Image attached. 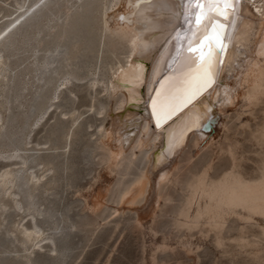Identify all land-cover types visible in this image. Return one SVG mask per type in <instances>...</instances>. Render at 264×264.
<instances>
[{
	"label": "bare ground",
	"instance_id": "bare-ground-1",
	"mask_svg": "<svg viewBox=\"0 0 264 264\" xmlns=\"http://www.w3.org/2000/svg\"><path fill=\"white\" fill-rule=\"evenodd\" d=\"M43 1L13 0L12 9L0 16V163L18 161L0 168V237L7 238L6 243L0 241V256L11 253L22 261L33 259L46 240L58 251L63 222L48 197L59 185V160L73 145L80 115L72 113L65 124L55 122L46 147L38 148L30 137L53 106L60 87L96 75L101 66L86 37L77 32L81 19L97 18L98 26L94 30L87 26L86 33L99 39L100 47L105 32L123 31L130 40L125 62L121 63L122 57L116 63L110 78L119 98L103 121V144L109 150V164L117 166L134 146L139 128L142 136L137 145L145 149L149 167L121 203H134L150 191L162 194L179 171L173 157L179 156L189 138H194L196 153L212 145L218 124L224 123L216 114L222 102L232 104L241 98L259 105L264 96V0H88L82 9L71 10L68 21L61 19V13L75 0H49L41 6ZM198 15L202 17L199 25ZM215 34L219 45L213 39L205 41L203 48L207 52L208 45L212 47L211 83L197 94L200 51L189 48ZM56 109L62 115L71 106ZM260 132L264 143V125ZM210 169L211 164L203 167L189 182V208L196 194L208 198L203 206L209 210L226 193L228 205L238 202L256 212L264 210V175L253 182H241L234 174L210 179ZM154 170L156 178L150 174ZM203 206L198 204L193 218L189 211L183 213L190 218L188 226L197 223ZM212 212L221 215L216 208Z\"/></svg>",
	"mask_w": 264,
	"mask_h": 264
},
{
	"label": "rangeland",
	"instance_id": "rangeland-1",
	"mask_svg": "<svg viewBox=\"0 0 264 264\" xmlns=\"http://www.w3.org/2000/svg\"><path fill=\"white\" fill-rule=\"evenodd\" d=\"M12 1L0 0V16L3 11L12 9ZM48 1L44 0L41 6ZM77 1L72 2L68 11L61 13V19L68 21L73 10L82 9L88 2ZM96 19L92 22L87 19L89 30L98 26ZM122 32H105L101 47L99 39L87 33L86 43L103 66L96 75L60 87L56 101L30 137L32 143L39 144L38 148L46 147V134L55 122L65 124L72 113L80 115L73 145L65 158H59L66 161V168L64 166L60 171L59 185L57 183L58 187L48 197L58 210L67 214L71 224L63 227L58 235L66 246L65 256L59 264H264L262 208L256 212L238 202L228 205L226 193L221 194L217 204L209 205V210L204 208L208 198H201L200 194H196L191 208L186 201L191 195L189 182L209 164L210 179L234 174L241 177V182H253L264 175V143L260 140L264 125V96L260 97L263 101L259 105L241 98L236 104H218L216 114L224 123L218 124L215 142L196 153L194 138H189L179 156L173 157L179 171L162 194L150 191L147 197L139 196L134 203H121L125 202L121 201L122 197L134 189L137 179L149 167L145 149L137 145L142 136L139 128L133 136L134 146L126 151L117 166L109 164V150L103 144L105 119L119 98L110 87V78L116 63L122 57L121 63L125 62L130 47L129 36ZM65 97L71 104V111L58 115L55 106ZM7 160L0 163V168L18 163ZM236 162L238 165H234ZM156 172L150 173L153 178H156ZM198 204L204 205L202 214L194 226H188L186 221L190 218L186 219L183 213L189 211L191 218L197 216ZM213 208L218 209L221 217L212 212ZM28 223L26 221L30 225ZM6 240V237H0L3 243ZM46 242L33 254L35 264H56L55 250Z\"/></svg>",
	"mask_w": 264,
	"mask_h": 264
},
{
	"label": "water",
	"instance_id": "water-1",
	"mask_svg": "<svg viewBox=\"0 0 264 264\" xmlns=\"http://www.w3.org/2000/svg\"><path fill=\"white\" fill-rule=\"evenodd\" d=\"M86 23H87L86 19H81L78 23V31L77 32L80 33L81 37L84 36V37L88 38V35L86 33ZM73 37H74V35H73ZM67 91L69 92L70 90L68 89ZM58 104L60 106H71V104H68V98L67 97L62 98L61 102H58ZM55 108H57V106ZM51 128L49 129L46 136H48L51 133ZM60 161L61 160H59V162ZM60 166L63 168V161L60 162ZM51 206L53 207V209L57 213V217L63 222L62 229L66 225H71L69 223V218H68L67 214L63 211L58 210L55 207V205L53 204L52 200H51ZM62 229H61V232H62ZM57 245H58V251H57L55 257H56V264H59V260L63 259L65 256L64 251L66 248L65 244L61 242V235L59 237H57ZM35 263H36V261H34V259H31L29 261H22L16 257H14V255L11 253L3 254L0 256V264H35Z\"/></svg>",
	"mask_w": 264,
	"mask_h": 264
},
{
	"label": "snow or ice",
	"instance_id": "snow-or-ice-1",
	"mask_svg": "<svg viewBox=\"0 0 264 264\" xmlns=\"http://www.w3.org/2000/svg\"><path fill=\"white\" fill-rule=\"evenodd\" d=\"M201 11H203V5H201ZM217 11H218V14H224L222 10H217ZM201 19L202 17L198 15L197 25H199ZM215 29H216V25L214 24L213 25L214 33H215ZM213 39H215L217 41V44L219 45V35L215 34L213 36H206L204 40L200 42V45H198L197 47L189 48L190 52H197L198 50L200 51V55H199L200 72H199L198 79L201 81V86L197 89V94L200 90H202L203 87H207L211 83L210 76H211V68H212V59H211L212 47H211V44H209L207 52L203 51V48L205 47V41H212ZM190 99L191 97H189V99L186 100L184 104L186 105L190 101ZM155 104H156V101L154 100L153 101L154 112H155ZM198 119L199 118H197V120ZM157 123L159 124V120L157 121Z\"/></svg>",
	"mask_w": 264,
	"mask_h": 264
}]
</instances>
